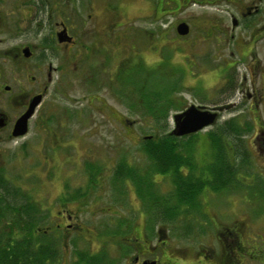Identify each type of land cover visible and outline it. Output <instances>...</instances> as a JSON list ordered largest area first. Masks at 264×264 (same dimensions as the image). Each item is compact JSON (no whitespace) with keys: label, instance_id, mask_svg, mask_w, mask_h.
I'll return each mask as SVG.
<instances>
[{"label":"flooded vegetation","instance_id":"obj_1","mask_svg":"<svg viewBox=\"0 0 264 264\" xmlns=\"http://www.w3.org/2000/svg\"><path fill=\"white\" fill-rule=\"evenodd\" d=\"M141 1L144 7H149L154 12L148 17H158L159 20L173 16L178 9L190 3L209 9L208 19L200 21V25L196 24L199 31L193 40L194 44L185 39L191 32V24L186 20L176 22L175 40H170L163 31L158 32L165 49L168 43L174 41L179 51L183 52V43H188L191 48L196 46L198 51L206 42L210 49V63L214 64L206 67L212 83L205 87L211 97L208 100L200 97L198 103L178 100V111L174 113L181 114L190 107H195L198 111L214 115V122L195 133L177 137L171 134L172 124L170 131L166 133L177 139L180 161L183 162L176 174L177 186L179 184L182 193L178 194L175 205L178 213L187 211L188 214L197 211L200 205L203 216L206 206L200 199L201 195L206 193L204 200L208 205L205 198L212 199L209 194L229 192V198L234 197L233 204L228 202L224 206H231L229 220L220 218L209 207V215L214 222L211 226L210 254L206 256L204 264H264V0ZM115 2L0 0V144L26 140L31 122L34 124L36 119L37 123L51 120L54 112L52 90L59 84H76L81 79L94 83L99 73L105 76L99 77L107 83L117 81L121 49L127 47V42H131L133 47L137 44L135 37L139 30L131 25V21L126 18L128 14L121 12L120 5ZM165 5L168 6L167 9L164 8ZM180 23L188 26L187 34L177 33L176 27ZM191 53L182 56L184 64L180 67L181 72L176 69L180 73L177 92L186 90L182 81L187 58L191 57ZM166 55L161 54L159 66L171 67ZM140 59L138 57L132 61L128 54V65L125 63L123 66H127L131 72L137 67L152 69L140 62ZM189 78L193 84L187 89L193 90L195 97L199 98L194 81L201 78ZM91 101L100 103L102 108L96 110L111 118L108 121L113 125L116 120L115 111L106 106L104 99L96 94H92ZM207 101L208 103H204ZM28 111L31 114L26 121V132L14 135L17 121ZM63 111L65 113L60 114L59 119L65 115L70 120H79L80 113L77 110ZM234 111H238L236 117L242 116L244 123H234V116L225 118ZM36 126L37 137L43 140L46 135L54 139V146H49L50 153L42 158L55 161L53 157L58 149L69 160L70 152L63 145L68 139L62 140L65 133L57 135L49 125ZM129 127H125L126 130ZM75 137H78L77 134L72 138L78 140ZM202 143L208 144L209 152L213 154H210L207 161L205 157L199 160L195 155L185 154L190 148L195 151V146L199 147ZM20 145L21 150L26 151L28 144L24 145L23 141ZM38 152L44 155L41 148ZM25 154L28 155L27 151ZM74 161L71 171L76 172L72 174L75 179L68 178L62 185L58 183L62 189H59L56 197H47L42 201L41 196H36L33 203L27 202L16 208V227L24 225L30 218L36 247L46 248L48 251L50 244L54 247V257L50 258L49 251V256L44 259L45 264H93L87 262V255H97V264H101L100 258L104 255L110 257L113 264H169L171 260L165 253L167 236L161 235L167 218L162 216L163 221L154 224L157 229L155 246L160 247L158 254L155 253L157 248L152 251L154 232L151 231L153 222L150 216L151 210H161L162 207L154 205L151 208L152 199L148 198L147 201L146 196L151 192V187L163 197L169 196L162 193L159 184L170 175L154 174L153 178L146 179L144 174L149 170L148 164L146 167H133L124 160L119 161L110 182L111 197L114 203L124 204L129 216L112 212V226L103 225L99 230H93L83 222L81 216L89 204L96 207L100 203L99 196L88 198V184L97 180L96 173L100 167L98 170L96 166L97 171L92 179L87 159L79 156ZM120 163L140 172L138 175L123 172L120 176ZM204 170H207L206 179H203L204 174L201 173ZM172 177L170 185L176 194L179 188L176 189ZM122 182L126 184V187L123 186L124 191ZM244 191L255 192L258 198L255 202H249ZM183 192L190 195L189 198L183 197ZM130 196L133 198L129 199ZM106 209L105 213L111 211L110 207ZM20 214L25 216L24 221H21ZM186 215L184 218L188 221ZM7 223L11 226L12 221ZM109 228H113V234L106 233L103 237L101 230ZM89 229L94 234L90 239L87 237ZM87 242L95 245V250L92 246L88 248ZM108 244L114 246V253L105 250ZM202 256L205 255L198 253L197 259Z\"/></svg>","mask_w":264,"mask_h":264},{"label":"rangeland","instance_id":"obj_2","mask_svg":"<svg viewBox=\"0 0 264 264\" xmlns=\"http://www.w3.org/2000/svg\"><path fill=\"white\" fill-rule=\"evenodd\" d=\"M115 1L116 5H120L121 12H126V14H128L129 17L126 15V18L131 21V25L135 27L136 30H139L135 37V42L137 44L133 47L131 42H127V47L121 49V63L117 81L107 83L104 79L99 77L105 76L99 73L94 83H90V80L84 82L81 79V81H77L76 84H59L52 90L54 94L52 96V99H54V112L52 118H50L51 120L45 123H37L38 119H36L37 122H34V124L31 122L26 140H17L0 144V211L3 210L6 213V215L0 216V235H3L5 231L6 233L4 234H10L11 229L8 227L9 224L7 222L12 221L10 224L11 227L16 226L14 222L15 215L12 213V210H8L10 213H7L5 210L11 209L10 207H14L13 209H15L19 205L27 202L31 204V202H34L36 196H41L42 201H44V198L47 199V197L50 199H53L54 195L56 197L59 189H62L58 183L62 185V182H65L68 178L72 180L75 179L72 174L76 172L71 171V169L74 166V159L79 156H84L88 162H91L90 164L87 162V166L100 167V170L96 173L97 180H93L88 184V189L90 191L88 198L92 199L95 198V196H99L100 203L96 207L90 204L87 206L86 211L81 216L83 222L86 223L90 229L99 230L103 225L107 227L112 226L111 221L114 219V216L111 214L112 212H120L128 217L129 215L126 213L127 210L124 204L122 203L119 205L114 203L111 197L112 187L110 182L113 180L116 164L124 160L128 164L133 165V167H146L148 164L149 168L152 160L142 151L145 145L144 143L148 137L162 136L170 131L173 124L172 115L178 111V100L198 103L200 97L206 100L211 97V94L206 89L207 86L211 85L209 83H212L207 75L208 71L206 67L214 66V64L210 63V49L207 47V43H203L204 46L198 51L196 46L191 48L188 43H183L184 46L181 47L183 50L182 52L177 49L176 46L178 45L173 41L172 43H168L165 49V45H162V40L159 38L158 33L163 31L168 34L170 40H175L177 36L175 24L177 21L183 19L191 24V32L187 38H185L189 40L188 42L190 43L194 40L195 36H197L196 33L199 31V28L196 27L198 25L196 24L199 23L200 25V21H206L210 16L209 9L206 6L200 7L198 4L190 3L188 6L178 9L173 13V16L170 15L167 19L164 18L163 20H159L158 17L156 19L148 17L151 14L153 15L154 12L150 10L149 7H144V3L141 0ZM152 1L156 2L155 0ZM167 7L168 6L165 5L164 8L167 9ZM145 35L147 36L146 38ZM192 44H194V41ZM125 51L132 58V61L141 57L140 62L152 67L153 70L137 67L134 72H131L127 66H123L127 63L128 54ZM163 53L167 54L166 57L168 56L169 66L171 67L165 68L164 66H159L160 64L158 63ZM189 53L192 55L187 58L188 63L185 65L187 68L185 67L186 71L184 80L182 81L184 86H186V90L177 92V78L180 77V73L176 72V69L181 72L180 67L184 64L182 56ZM140 65L143 66L142 63H140ZM141 74L145 76L147 74V81L151 75L154 81L159 80L157 82H160L162 80L163 82V89L166 93L159 102L156 103L153 109L145 106V102L143 104L142 98H140L137 91L129 93V91H131L129 87H134V84H131L132 81L142 79L143 77ZM191 76H200L202 80L194 81V85H196L199 92V98L195 97V92H193V90L187 89L193 84V81L189 78ZM162 77L164 78L162 79ZM122 81H124V83ZM150 84L154 83L150 82L149 85ZM163 85L157 84L155 88L161 89ZM144 93V99L150 98L148 89ZM92 94L102 97L106 106L115 111L116 120L113 125L108 121L112 120L111 118L106 117V115L96 110V108L102 107H100V103L91 101ZM165 101L167 102V107L165 109H159V111H163L162 114L158 113L159 115H157V117H152L150 110L157 113L154 110L160 104L164 106ZM204 103H208V101ZM63 110H77L78 113H80L79 120H70V117L67 118L65 115H62L63 118L59 119L60 114L65 113ZM230 116H234V123H244L242 116L236 117L238 116V111L226 115L225 118ZM43 124L49 125L50 129L56 132L57 135L65 133L62 140L66 141L68 139L63 145H65L66 149L70 152L69 160H66L65 156L58 149H56V155L53 157L55 161H47L42 158L50 153L49 146H52L54 142V139L52 140L50 136H43V140L37 137L38 132L36 131V125ZM128 126L130 127L126 130L125 127ZM76 134L78 137L75 138H78V140L72 138ZM23 141L24 145L28 144L25 148L28 155L25 154L26 151L21 150L20 144ZM207 145L208 144L205 143H202L199 147L196 145L195 151L193 148H190L187 153H184L190 156L195 155L199 160L205 157L207 161L211 154ZM39 148L42 149L44 155L38 152ZM96 171L97 169L95 168V172ZM201 173L204 174L203 179H206L205 175L207 170ZM38 174L39 176H37ZM49 175L51 178H49ZM171 177V175L170 177H165L159 184L162 193L169 195L167 197L170 200V206L175 205L178 200L175 197L172 185H170ZM47 178H49V180H47ZM94 182L96 184H93ZM122 184V191H124L123 186L126 187V184L124 182H122ZM142 189L144 188L142 187ZM245 193L249 197V202H255L258 198V194L255 192L247 191ZM205 194L200 196V199L203 200L206 206L203 216L201 214L200 205L197 207V211H192L193 213L191 214H188L187 211H183L182 213L179 211V213L177 212L173 217H171L172 215L165 216L167 218L165 219L166 225L163 226L161 235L167 236L168 245L165 247V253L168 254L171 260V262H168L169 264H204L207 259L206 256L210 254V241L212 236L211 226L214 222V219L209 215V207H212L220 218L225 220L230 219L229 210L231 206L228 208L224 206H226L225 203L228 204V202L233 204L234 197L229 198V192L226 191H220L211 195L208 193L212 199L205 198L208 202V205H206L204 200ZM195 196H198V194ZM132 198L133 196L129 197V199ZM148 198L149 197L146 196L147 201ZM199 204L201 203L199 202ZM107 207H110L111 211H109V213H105ZM173 212L175 213V211ZM152 214L153 213H151L150 216L153 222L151 224V231L154 232V235L152 234V245L154 246L152 251L154 252V249L157 248L155 253L159 254L160 247L155 246L157 229L154 228V224L163 221V217L160 215L153 216ZM185 215L188 221L185 220ZM19 216L21 217V221L25 220L24 215L20 214ZM30 216L32 218L31 212ZM170 220L172 221L168 222ZM90 229L87 231V237L89 239L94 236ZM112 230L113 228L104 231L101 230L103 232V237L106 233L112 235ZM86 246L88 248L92 246V249L95 250V245H91L89 242L86 243ZM114 250L112 244L107 245L106 251L108 253L112 254ZM198 253L205 256H202L201 259L198 260ZM176 257L178 260H175ZM105 263L113 264V262L110 261H106Z\"/></svg>","mask_w":264,"mask_h":264},{"label":"trees","instance_id":"obj_3","mask_svg":"<svg viewBox=\"0 0 264 264\" xmlns=\"http://www.w3.org/2000/svg\"><path fill=\"white\" fill-rule=\"evenodd\" d=\"M153 70V69H150ZM128 76V75H127ZM143 77L142 79H139L138 81H132L131 84H134V87H129L131 91H137L139 93L140 98H142V102L146 103L145 106L151 107L152 109L156 105L157 102L164 96L166 91L163 89L164 85L162 80L160 82L154 81L153 77L150 75L149 80L147 81V74L146 76L141 74ZM124 83V81H122ZM150 82H153L154 84H150ZM122 83V84H123ZM157 84L163 85L161 89H156L155 87ZM131 86V85H130ZM149 90L150 98H145V91ZM144 106V107H145ZM167 107V102L165 101L164 106L162 104L158 105L153 112V110H150L152 117H157V115L162 114L163 111H159V109H165ZM159 113V114H158ZM144 147L142 148V151L149 157L151 161V165L149 167V170L146 171L144 175L146 179L153 178L154 174H168L173 176V183L176 186V189L179 188V184L177 186L178 181H176V174L179 173V169L183 162L180 161V152L178 147L177 139L167 135L163 134L162 136H154L150 139H147L144 143ZM120 172H118V175L121 176L123 172L129 173V174H137L140 172L139 170L131 169L127 164L120 163L118 164ZM96 166H89L88 170L90 176L94 177ZM99 170V168H97ZM201 188V185L199 186ZM151 192L149 193V198L152 199V205L151 208L154 205H157L156 207L161 208V210H151L153 216H168L172 215L171 217L175 216L177 211V205L170 206V200L168 197H163L157 192H154V187L150 188ZM182 191L179 190L175 194L176 199H178V194L180 195ZM190 195H187L183 192V197H188ZM182 197V198H183ZM189 198V197H188ZM17 207V206H15ZM11 209H6L5 211L7 213H10L8 210H12V213L16 215V208L10 207ZM175 211V213L173 212ZM11 213V214H12ZM10 214V215H11ZM6 215V213L1 210L0 216ZM7 219V218H5ZM4 219V220H5ZM10 230V234H4L0 235V264H45V257L49 256L50 258L54 257V247L50 244L49 251L46 248H40L38 249L35 245V242L33 241V224L30 218H28L25 221V224L16 227V226H8ZM14 230V231H13ZM106 250V249H105ZM106 251L104 252V254ZM101 264H106V261L111 262V258L104 255L100 258ZM87 262H93V264H97L98 258L97 255H87Z\"/></svg>","mask_w":264,"mask_h":264},{"label":"water","instance_id":"obj_4","mask_svg":"<svg viewBox=\"0 0 264 264\" xmlns=\"http://www.w3.org/2000/svg\"><path fill=\"white\" fill-rule=\"evenodd\" d=\"M179 35H185L188 32V26L185 23H180L176 27ZM31 111H28L15 125L14 135H22L26 132V121L30 116ZM215 116L206 112L198 111L195 107H190L181 114H174L173 129L171 134L174 136H183L195 133L202 128L211 125L214 122Z\"/></svg>","mask_w":264,"mask_h":264}]
</instances>
